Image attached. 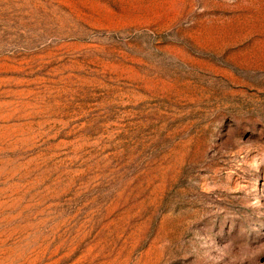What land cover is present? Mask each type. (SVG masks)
<instances>
[{
	"label": "rangeland",
	"instance_id": "374dc122",
	"mask_svg": "<svg viewBox=\"0 0 264 264\" xmlns=\"http://www.w3.org/2000/svg\"><path fill=\"white\" fill-rule=\"evenodd\" d=\"M0 264H264V0H0Z\"/></svg>",
	"mask_w": 264,
	"mask_h": 264
}]
</instances>
